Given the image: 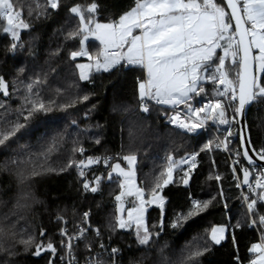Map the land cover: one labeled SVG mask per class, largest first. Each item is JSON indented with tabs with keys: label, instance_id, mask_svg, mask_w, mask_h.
<instances>
[{
	"label": "trees",
	"instance_id": "obj_1",
	"mask_svg": "<svg viewBox=\"0 0 264 264\" xmlns=\"http://www.w3.org/2000/svg\"><path fill=\"white\" fill-rule=\"evenodd\" d=\"M93 2L98 4L94 21L114 23L135 7L137 0H59L56 9L47 0H12L13 11L22 13L29 25L20 32L15 50L11 49L13 39L2 31L5 19L0 18V77L9 90L7 99L0 97V132L11 131L17 123L24 125L0 145V220L7 216V223L14 225L0 238L5 249L0 251V264H60L64 239L57 233L61 228L58 218L73 230L81 224L84 212L89 213V222L99 229V236L84 237L79 248L97 243L115 247L121 264H181L196 250L202 255L194 264H249L255 258L250 248L256 244V234L249 228L225 156L212 147L211 132L188 133L173 127L168 120L170 108L162 105L143 113L138 106L139 83L145 79L140 66L120 64L106 72L91 73L86 80L78 77L77 63L87 59H73L71 53L80 51L84 33L68 38L81 27L70 9L75 5L86 9ZM217 2L224 6L222 0ZM93 46L89 41L87 48ZM238 71L233 67L229 78L234 79ZM203 86L205 92L192 104L217 98L212 83ZM27 100L43 102L45 110L34 111L24 120L26 109L31 108ZM247 125L252 147L264 148V103L249 109ZM53 140L59 141V149L45 160L40 152ZM80 146L85 154L120 152L122 158L135 154L136 183L146 199L160 177L155 191L162 194L163 207L150 208L145 216V225L153 234L149 245H139L132 231L118 228L116 197L121 181L114 176L109 180V164L89 175L92 186H97L95 178H100L97 192L82 190L75 167H67L70 160H79V153L74 154L72 148ZM197 153L191 170L175 169L172 182L163 183L169 157L175 165ZM115 162L125 163L116 159L110 164ZM49 168L54 171H47ZM33 171L39 174L33 176ZM193 201L211 204L188 216ZM178 217L180 226L173 228ZM215 226L226 228L225 240L218 245L210 239ZM260 230L263 234V227ZM29 237L33 238L31 245L21 243ZM49 242L55 253L46 248ZM36 245L43 246L39 255L35 254Z\"/></svg>",
	"mask_w": 264,
	"mask_h": 264
},
{
	"label": "snow or ice",
	"instance_id": "obj_2",
	"mask_svg": "<svg viewBox=\"0 0 264 264\" xmlns=\"http://www.w3.org/2000/svg\"><path fill=\"white\" fill-rule=\"evenodd\" d=\"M223 2L230 11H227L225 6H222L217 0H137L136 6L121 15L118 22L108 24L94 21V14L98 11L97 3L93 2L86 9L75 5L71 7L70 12L79 18L81 27L76 33L70 32L68 38L76 39L81 33H86L80 40L81 45L88 39L87 34L93 35L101 44L105 45L106 49H123L127 45L126 52H109L103 63L98 60L97 71L101 68L108 71L120 65L122 60L128 66H142L146 69L147 79L139 83L141 111L148 113L150 111L148 104L151 101H155L158 105L173 107L185 105L187 111L184 118L182 119L178 113L171 118L170 122L188 133H196L205 128L209 119L213 123L229 124L228 108H233L234 111L232 121H235L237 116L243 120L249 108L258 107L259 104L264 103V0H223ZM47 3L52 9L59 7V0H47ZM13 10L12 0H0V18L7 20V26L3 27L2 31L11 33L14 41L11 49L15 50L19 46L17 41L20 39L17 29L20 27L26 29L29 25L24 22L22 13L16 12L14 15ZM17 20L19 23H16ZM93 23L95 24L94 28L91 27ZM134 30H139V34H134ZM218 49L222 54L218 53ZM254 49L258 50L256 54H253ZM86 54L82 49L79 52H72L71 56L75 59L77 56ZM226 61H230L227 66ZM77 67L83 69L86 66L81 64ZM233 67L239 68L234 79L229 78V72ZM87 78V75L81 72V79ZM204 83L216 85L214 94L217 98L208 101L202 107H193L191 103L193 99L205 92ZM32 88L31 84L28 85L30 92ZM0 92H3L5 96L9 94L8 85L3 77H0ZM83 99L87 100L88 97L85 96ZM26 102L31 105V108L26 109L28 114L23 117L24 120H28L34 111L45 110L43 102L38 104L31 100ZM23 127V124L17 123L12 126L11 131L0 132V145H5ZM211 143L209 141L205 148H209ZM241 143L243 157L250 165L255 163L250 152L258 156L259 160L264 161V149L257 151L253 148L249 136L242 134ZM245 143L247 146H244ZM58 149L59 141L53 140L42 149L40 156L47 160ZM72 152L83 156L85 149L82 146L73 147ZM237 154L239 155V153ZM196 155L198 153L191 157L193 167ZM109 159L111 158H103L102 161L100 157H88L86 160H70L67 167L80 169L79 175L84 176V168L94 163L104 162L107 164ZM122 159L127 162L130 169H133L132 171L125 172L119 163L109 164V167H112L118 175L123 176L131 186L134 183L137 156L129 154ZM169 161V166L165 169L167 173V178L163 181L165 185L172 182L174 170L172 157H169ZM237 163L239 162L237 161ZM46 170L54 171L50 168ZM240 171L243 175L242 179L237 177L240 179L237 187L247 186V194L243 196V199L247 204L248 211L257 215V204L264 203V170H259L257 173L249 167H241ZM233 172L235 174V169ZM38 174L33 171L31 175ZM163 175L164 172H161L160 176ZM185 175L187 176L188 173L185 172ZM108 178L112 179L111 174ZM159 179L160 177L156 178L157 183L153 189L151 202L159 201L160 206L163 207V199L155 191L160 187ZM216 179L219 180L220 177L217 176ZM99 182V177L95 178L97 186H91L88 181H85L83 188L95 193L98 191ZM187 182L185 179L184 183ZM121 187L123 188L124 185L121 184ZM257 189L260 191L257 192ZM252 193L256 194L255 198H250ZM143 194L142 188H137L133 193L130 187L128 195H136L141 201L140 206L127 209L128 219L119 218L117 223L121 229L131 228L135 223L138 244L149 245L153 234L143 223ZM122 195H124L123 192L116 197V200H121ZM27 196L28 194H25L24 199H27ZM210 204L211 201H193L187 215L198 214L207 209ZM17 206L26 207V205L20 204ZM133 213H137V215L133 216ZM88 215L89 213H84L85 220ZM58 219L62 220L63 218ZM179 220L178 217L177 222L172 224L173 228L180 226ZM7 221V216L0 220V238L6 235L7 229L14 227ZM258 222L264 226V215H258ZM252 223H257V220L254 219ZM141 229H143L142 232ZM87 231L88 228H81L75 236H69L67 231H62V235L67 237V242L62 241L61 243L69 256L68 264H73L75 259L72 256L73 242L82 240ZM223 232L222 228H213L212 241L219 244L223 239ZM96 234L99 236V229H96ZM21 243L31 245L33 238L29 237L27 240H22ZM42 247V245H36V255L40 254ZM100 247L103 249L105 246L101 244ZM46 248L53 253L56 251L51 242L47 244ZM4 250L3 245H0V251ZM250 252L260 253L250 264H264V237L260 244L252 245ZM111 253L115 259L119 249L112 248ZM200 255H202L200 250L190 252L181 261V264H194ZM90 264H102V262L94 258Z\"/></svg>",
	"mask_w": 264,
	"mask_h": 264
},
{
	"label": "built area",
	"instance_id": "obj_3",
	"mask_svg": "<svg viewBox=\"0 0 264 264\" xmlns=\"http://www.w3.org/2000/svg\"><path fill=\"white\" fill-rule=\"evenodd\" d=\"M120 50L121 49L114 48V49L106 51V54L109 52H121ZM219 53L222 54L221 50H219ZM227 62L228 61H226V63ZM122 64L124 66H128L125 61H123ZM213 86H214V88H216V85L213 84ZM208 101H211V100L208 99L200 105H195V104H192V105H193V107L198 108V107L204 106ZM138 106H139V109L141 110V101H139ZM148 106L150 108L151 106L160 107L161 105L156 104L155 101H151V102H149ZM186 111H187L186 106L185 107L170 108L169 116H168L169 122L171 121V118L173 116L177 115L178 113L181 115V118L183 119ZM233 115H234L233 108H228L227 109V117L230 121L229 124H223L222 125V124H218V123H213V121L209 119L210 121L209 120L207 121L205 128L200 129V130H208L211 132L212 137H213L212 147L214 150L221 152L225 156L227 163H228V166H229V169L233 175V179L235 180L236 185H237L238 183H240V179H242V175H243L242 172L240 171L241 167H247V166L245 164H244V166L242 165L243 159H242V155H241L240 146H239V144L238 145L236 144V142L238 141L237 117H236L235 121H232L231 118ZM170 124L179 130H183V129H180L179 127H177V125L172 123V122H170ZM200 130H198V131H200ZM229 132H231V135H229ZM262 149H264V148H262ZM259 150H261V149L259 148L257 151H259ZM237 153H239V155ZM79 156H80L79 160H81V159L86 160L88 157H93V158L100 157V158H102V161H103V158H111L108 160L107 164L104 162L94 163L91 166L83 169L85 175L84 176L79 175V176L81 178V188L85 192H88L89 190H85L83 188V183L85 181H88L92 186L91 179L89 178V175L92 171L107 166L113 160L122 159V155L120 154V152H116L113 155L85 154L84 153L83 156H81L80 154H79ZM191 157H192V155L188 156L186 158V161L192 162ZM79 160H77V161H79ZM237 161L239 163H237ZM249 168L254 170V171H257V173L259 172V170H264V167H262V166H253V167H249ZM75 169H76L77 173L79 174L80 169H78L76 167H75ZM233 169H235V174L233 172ZM237 177H239L240 179H238ZM250 179H251V177H250ZM238 190H239V194H240L241 203H242L243 208H244L246 215L248 217L249 228H251L256 234V244H260L262 242V237H263L261 230H260V227H264V226H261L259 224L258 215H264V203H258L257 204V215H254L248 211L247 204L245 203V201L243 199V196L245 194H247V186L241 185L240 187H238ZM259 191L260 190L257 189V192H259ZM255 196H256V194L252 193L250 198H255ZM84 213H86V212H84ZM84 213L82 214L81 224L77 225L73 230H71L67 226V221H65L64 219H62V220L59 219L61 221V228L57 233L59 236H61L64 239L65 242H67V237L62 235V231H67L69 236H75L79 233V230L81 228H88V231L84 237H88V236H92V235L97 236L96 228L93 227L89 222V215L87 217V220H85ZM254 219L257 220V223H255V224L252 223V221ZM82 240L73 242L72 256L75 258L73 261V264H90V262H92L94 258L96 260L101 261L102 264H121L120 261H118L119 253L115 256V259H114L113 255L111 253L112 248L109 249V247H106L103 243H97V245H95V246L87 245L86 247H84V250H81L78 246V243ZM101 244H103L105 246L103 249L100 247ZM250 254H254V253L250 252ZM254 259L255 258L251 259L250 262ZM59 260H60V264H68L69 256H68V253H67L64 246H63V253L60 255ZM250 262H249V264H250Z\"/></svg>",
	"mask_w": 264,
	"mask_h": 264
},
{
	"label": "rangeland",
	"instance_id": "obj_4",
	"mask_svg": "<svg viewBox=\"0 0 264 264\" xmlns=\"http://www.w3.org/2000/svg\"><path fill=\"white\" fill-rule=\"evenodd\" d=\"M15 11H13V14L15 15ZM79 19V18H78ZM95 22H98V21H95ZM16 23H19V21L17 20L16 21ZM99 23H101V24H108V23H104V22H99ZM5 26H7V20L5 19ZM91 27H95V24L93 23V25H91ZM25 28H23V27H20V28H18L17 29V31L19 32V34H20V32L22 31V30H24ZM86 33H84L83 34V36L85 35ZM135 34V33H134ZM8 35L12 38V35H11V33L9 32L8 33ZM88 35V39L84 42V44L83 45H81V50L83 49L87 54L86 55H82V56H77L76 58L77 59H80V58H82V57H86L87 59H90L89 61H87V62H79V63H77V65H85L86 67H84L83 69H81V68H79V67H77V74L79 75L78 77L81 79V72H84L86 75H87V77L91 74V73H94V72H106V71H104L102 68L99 70V71H97V68H96V65H97V61L99 60L101 63H103V61H104V58H105V56H106V54L104 53V51H103V49H102V47H105L103 44H101V42L99 41V40H97L93 35H91V34H87ZM13 39V38H12ZM82 39H83V37H82ZM90 41V44L92 45L93 43L95 44V45H97L98 46V48H96L95 46H93V48H87V46H86V43H88ZM95 48V49H94ZM124 51H123V53L124 52H126L127 51V45H125L124 46ZM80 50V51H81ZM256 52H258V50H255L254 49V54H256ZM120 64H121V62H120ZM116 67V66H115ZM111 69H113V68H111ZM111 69H109V70H111ZM108 70V71H109ZM145 73H146V78H147V72H146V69H145ZM81 80H86V79H81ZM146 80V79H145ZM144 80V81H145ZM213 88H214V86H213ZM215 89V88H214ZM139 90V89H138ZM206 100H208V99H206ZM205 100V101H206ZM210 100H212V99H210ZM204 101V102H205ZM203 102V103H204ZM162 106H164V107H170V108H174L173 106H171V105H162ZM181 106H184V105H178V106H176V107H181ZM211 120V119H210ZM209 120V121H210ZM209 149V148H208ZM116 163H119L120 165H121V167L122 168H124V170H125V172H129V171H132L133 169H130L129 168V166H128V164H127V162L125 161V163L124 164H122V163H120V162H115V163H113L112 165H115ZM192 163L193 162H187L186 161V157L185 158H183L182 160H179L175 165H172L173 166V169L175 170V169H180V168H185L186 170H191L192 168H193V166H192ZM173 170V171H174ZM134 171H135V169H134ZM109 174H111V176H114V177H116V178H118L120 181H121V184H123L124 185V187L122 188L121 187V191H120V193H119V195H121V193L123 192L124 193V195H122L121 196V200H119V201H117L116 200V212H117V221H118V219L119 218H123V219H125V220H127L128 219V213H127V209H129V208H132L133 206H136V207H139L140 206V203H141V201H140V199H138L137 198V196L136 195H131V196H129L128 195V191H129V189H130V187H131V190L133 191V193H135V190L137 189V188H139L138 187V185H137V183H136V177L134 178V183L130 186L126 181H125V179H124V177L123 176H120V175H118V173L117 172H114L113 171V169H112V167L110 168V171H109V173H108V177H109ZM118 195V196H119ZM157 195L159 196V197H161L162 199H163V203H164V198H163V196H162V194L160 193V192H157ZM143 200H144V212L142 213V216H143V223L145 224V216H146V212L150 209V208H162L161 206H160V202L159 201H157V202H151L152 201V195L148 198V199H146V198H144V195H143ZM137 215V213H133V216H136ZM118 224V223H117ZM118 228H119V226H118ZM214 228H216V229H224V232L222 233V236H223V239H221V242H223L224 240H225V236H226V228L225 227H223V226H215ZM119 229H121V228H119ZM121 230H124V231H132L133 232V235L135 236V238H136V240H137V237H136V227H135V223H133V226L131 227V228H128V229H121ZM143 231V229H141V232ZM211 233H212V231H211ZM211 233H210V239H211ZM219 234V233H218ZM263 237H264V227H263ZM211 241H212V239H211ZM213 242V241H212ZM220 242V243H221ZM214 244H216L215 242H213ZM219 243V244H220ZM216 245H218V244H216ZM255 254V259L257 258V256L260 254V253H254Z\"/></svg>",
	"mask_w": 264,
	"mask_h": 264
},
{
	"label": "water",
	"instance_id": "obj_5",
	"mask_svg": "<svg viewBox=\"0 0 264 264\" xmlns=\"http://www.w3.org/2000/svg\"><path fill=\"white\" fill-rule=\"evenodd\" d=\"M222 2H223V0H222ZM223 4H224V2H223ZM224 6H225V8H226L227 11H230V10L227 9V7H226L225 4H224ZM8 93H9V90H8ZM8 96H9V94H8ZM8 96H5L3 94V92H0V97L2 99H7ZM249 109L247 110V112L245 114V118L243 120L239 116H237L238 142H239V146H240V150H241L242 159H243L244 164L247 167H253V166H262V167H264V161L259 160L258 156H255L252 152H250V155H253V159L255 160V163L254 164L250 165L248 163V161L243 157V147H242V143H241V135L242 134H246L247 136L250 137L249 130H248V125H247V114H248ZM245 125L247 126L246 128H245ZM244 146H247V144L245 143ZM251 146H252V144H251Z\"/></svg>",
	"mask_w": 264,
	"mask_h": 264
},
{
	"label": "crops",
	"instance_id": "obj_6",
	"mask_svg": "<svg viewBox=\"0 0 264 264\" xmlns=\"http://www.w3.org/2000/svg\"><path fill=\"white\" fill-rule=\"evenodd\" d=\"M135 6H136V5H135ZM133 8H134V7H133ZM129 11H130V10H129ZM126 13H127V12H126ZM118 20H119V19H118ZM118 20H117L116 22H118ZM134 33H135V34H139V30H134ZM87 44H88V43H86V46H87ZM95 44H96V43H95ZM103 45H104V44H103ZM104 46H105V45H104ZM95 47L98 48L97 45H95ZM94 49H95V48H94ZM102 49H103L104 53L106 54V51L111 50V49H114V48H107V49H106V47H102ZM124 49H125V48L121 49V50H120V51H121L120 53H123ZM80 50H81V49H80ZM217 51L219 52V49H218ZM106 55H107V54H106ZM82 58L87 59L86 57H82ZM89 60H90V59H87V61H89ZM87 61H83V63H84V62H87ZM122 62H123V60L121 61V64H122ZM80 63H81V62H80ZM117 66H118V65H117ZM133 66H139V65H133ZM140 67H142V66H140ZM142 68H143V67H142ZM143 70H144L145 79H147V78H146L145 69L143 68ZM145 79H144V80H145ZM168 108H170V107H168Z\"/></svg>",
	"mask_w": 264,
	"mask_h": 264
}]
</instances>
